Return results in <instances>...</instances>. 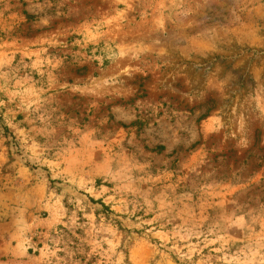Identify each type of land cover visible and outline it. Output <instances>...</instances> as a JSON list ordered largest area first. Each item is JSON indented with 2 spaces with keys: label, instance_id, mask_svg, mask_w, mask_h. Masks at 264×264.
Masks as SVG:
<instances>
[{
  "label": "rangeland",
  "instance_id": "1",
  "mask_svg": "<svg viewBox=\"0 0 264 264\" xmlns=\"http://www.w3.org/2000/svg\"><path fill=\"white\" fill-rule=\"evenodd\" d=\"M0 264H264V0H0Z\"/></svg>",
  "mask_w": 264,
  "mask_h": 264
}]
</instances>
